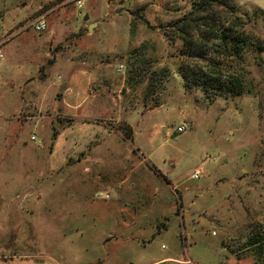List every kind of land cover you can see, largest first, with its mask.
I'll list each match as a JSON object with an SVG mask.
<instances>
[{
  "label": "rangeland",
  "instance_id": "1",
  "mask_svg": "<svg viewBox=\"0 0 264 264\" xmlns=\"http://www.w3.org/2000/svg\"><path fill=\"white\" fill-rule=\"evenodd\" d=\"M194 1L0 0V264H264V0L217 9L238 96L180 75Z\"/></svg>",
  "mask_w": 264,
  "mask_h": 264
},
{
  "label": "trees",
  "instance_id": "2",
  "mask_svg": "<svg viewBox=\"0 0 264 264\" xmlns=\"http://www.w3.org/2000/svg\"><path fill=\"white\" fill-rule=\"evenodd\" d=\"M218 6L227 7L226 0H197L184 19L169 24L180 41L179 53L191 63H184L180 75L184 82L199 88L204 95L238 96L246 91L243 76L230 63L240 59L244 46L235 34V23L224 19ZM231 62L226 64L227 61ZM262 235L257 230L248 232L246 245L256 255L264 248Z\"/></svg>",
  "mask_w": 264,
  "mask_h": 264
},
{
  "label": "crops",
  "instance_id": "3",
  "mask_svg": "<svg viewBox=\"0 0 264 264\" xmlns=\"http://www.w3.org/2000/svg\"><path fill=\"white\" fill-rule=\"evenodd\" d=\"M83 71H81L80 73H73V74H71L70 76H68V78H67V81L64 83L65 84V86L67 87V89L72 93V91H73V89H76L77 87H78V85H77V83H78V79H79V77L81 78L82 76H83ZM84 73H86V71H84ZM85 75V74H84ZM84 79V82H85V80H87L88 78L86 77V76H84V78L82 77V79L81 80H83ZM62 84V83H61ZM60 84V85H61ZM85 85H86V83H85ZM84 85V83H82L81 84V86H82V89H84L85 88V92L87 93V87ZM85 98H83L84 99V101L85 100H88L89 99V97H90V95H89V93H87L85 96H84ZM81 101H78V103H76V104H69V105H71V107H73V108H78V104L80 103ZM145 128H146V126H145ZM135 129V128H134ZM138 130H140L139 128H138ZM136 131V130H135ZM134 131V134H136V132ZM166 128L165 129H163V132L166 134ZM156 133H153L152 134V136L151 137H149V141L150 142H153L154 140H155V137H156ZM134 143H136L135 142V137H133V140H132ZM138 149H139V153H140V155L142 156V158H146L147 156H145V152H143V150H142V148L141 147H137Z\"/></svg>",
  "mask_w": 264,
  "mask_h": 264
},
{
  "label": "built area",
  "instance_id": "4",
  "mask_svg": "<svg viewBox=\"0 0 264 264\" xmlns=\"http://www.w3.org/2000/svg\"><path fill=\"white\" fill-rule=\"evenodd\" d=\"M75 5L76 8L79 9L83 6L82 4V0H75ZM31 28L34 32H41L45 29V24L44 21L41 18L35 19L33 20L31 23ZM3 58V51H2V47L0 45V60ZM122 69V65H119L117 70L121 71ZM186 129L185 125L183 123H180L176 128L175 131L178 133L183 132ZM32 140L34 139L33 137L31 138ZM202 174V170L200 169H195L192 174H191V178L192 179H198L200 177V175ZM100 197V195H98ZM106 197V196H105Z\"/></svg>",
  "mask_w": 264,
  "mask_h": 264
},
{
  "label": "water",
  "instance_id": "5",
  "mask_svg": "<svg viewBox=\"0 0 264 264\" xmlns=\"http://www.w3.org/2000/svg\"><path fill=\"white\" fill-rule=\"evenodd\" d=\"M88 19V16L85 14V15H83V17H82V20L83 21H86ZM93 24L92 23H90V24H88V26H87V28H88V31L93 27L92 26ZM94 25H95V23H94ZM65 88V85L64 84H61L60 86H59V89H64Z\"/></svg>",
  "mask_w": 264,
  "mask_h": 264
}]
</instances>
